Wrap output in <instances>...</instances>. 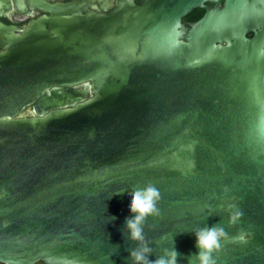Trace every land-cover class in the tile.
Returning a JSON list of instances; mask_svg holds the SVG:
<instances>
[{
	"label": "water",
	"instance_id": "obj_1",
	"mask_svg": "<svg viewBox=\"0 0 264 264\" xmlns=\"http://www.w3.org/2000/svg\"><path fill=\"white\" fill-rule=\"evenodd\" d=\"M93 1L0 21V264H131L149 184L150 260L220 224L216 264H264V0Z\"/></svg>",
	"mask_w": 264,
	"mask_h": 264
},
{
	"label": "clouds",
	"instance_id": "obj_2",
	"mask_svg": "<svg viewBox=\"0 0 264 264\" xmlns=\"http://www.w3.org/2000/svg\"><path fill=\"white\" fill-rule=\"evenodd\" d=\"M123 193V192H121ZM131 199L128 206V211L131 218L125 220L123 225V232H127V240L134 243L136 247L128 249V259L131 264H178V256L180 255L172 240V247L165 248L163 254L159 255L155 260H150L148 257L152 254L153 249L150 247V242L144 235L143 225L146 218L149 216H158L159 209L157 203L160 199V193L155 186L149 184L143 189H137L130 193ZM234 206L229 205V225H233L242 215L238 210H233ZM112 221L116 217L111 216ZM196 238V247L198 252L195 255H190L188 264H216L213 259V253L221 248V240L227 238V233L220 225L212 227L198 228L192 231ZM167 237L161 238V243ZM243 234L233 237V240H243Z\"/></svg>",
	"mask_w": 264,
	"mask_h": 264
},
{
	"label": "flooded vegetation",
	"instance_id": "obj_3",
	"mask_svg": "<svg viewBox=\"0 0 264 264\" xmlns=\"http://www.w3.org/2000/svg\"><path fill=\"white\" fill-rule=\"evenodd\" d=\"M6 1V9L0 12V21L5 25H15L19 30L17 32L22 31L28 25L30 20H35L37 17L41 15L49 16L50 14L44 11L41 8H30L28 6V0H5ZM49 3L55 2H67L69 0H43ZM109 5L108 9L104 13H109L116 5V0H108V1H93L90 2V7L94 6L96 8H100L101 4ZM89 7V8H90ZM32 264H46L45 262L39 260Z\"/></svg>",
	"mask_w": 264,
	"mask_h": 264
},
{
	"label": "rangeland",
	"instance_id": "obj_4",
	"mask_svg": "<svg viewBox=\"0 0 264 264\" xmlns=\"http://www.w3.org/2000/svg\"><path fill=\"white\" fill-rule=\"evenodd\" d=\"M103 1H108V0H103Z\"/></svg>",
	"mask_w": 264,
	"mask_h": 264
}]
</instances>
